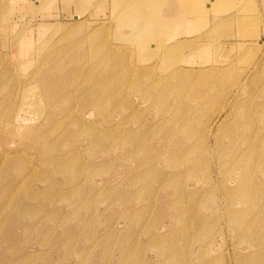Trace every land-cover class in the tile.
I'll return each mask as SVG.
<instances>
[{"label": "rangeland", "instance_id": "374dc122", "mask_svg": "<svg viewBox=\"0 0 264 264\" xmlns=\"http://www.w3.org/2000/svg\"><path fill=\"white\" fill-rule=\"evenodd\" d=\"M74 1L0 0V264H264V0Z\"/></svg>", "mask_w": 264, "mask_h": 264}, {"label": "crops", "instance_id": "0c3cea01", "mask_svg": "<svg viewBox=\"0 0 264 264\" xmlns=\"http://www.w3.org/2000/svg\"><path fill=\"white\" fill-rule=\"evenodd\" d=\"M207 1L209 0H181L182 5L179 0H156L154 2L146 3V5H151L156 2L155 6H152L155 11V14H153L155 18L154 21L162 25V29L165 28L166 25L170 24V27H167V30H165L161 34L159 33V39L164 42L163 38H166V41L170 40L171 42V39L175 38L176 36V34L174 33H177L180 30L184 32H180L177 37H182V34L186 36V33H190L185 31L189 30V25L186 24L198 22L197 17H201L200 21L202 22H210L209 17L210 14H212V7L211 3L207 4ZM211 1L212 0H210V2ZM107 2L112 7L116 4L114 0H107ZM72 5H74L75 13H80L79 10H76L78 9V7L92 8L94 6V3H92V0H90L89 2L82 0L80 3H78V1H74V4ZM146 5L141 4L140 8L145 7ZM147 8H149V6ZM157 17L159 18V20L157 19ZM213 19L214 17L212 18V20ZM186 37L188 38V36ZM179 40L185 41L182 39Z\"/></svg>", "mask_w": 264, "mask_h": 264}, {"label": "bare ground", "instance_id": "6f19581e", "mask_svg": "<svg viewBox=\"0 0 264 264\" xmlns=\"http://www.w3.org/2000/svg\"><path fill=\"white\" fill-rule=\"evenodd\" d=\"M137 24H139V25L136 26V28H135L136 31H139V32H140V31H143V30L145 29V27L141 25V24H142L141 22H137ZM144 24H145V23H144ZM94 34H95V33H94ZM131 41H133V39H132ZM134 43H135V42H134ZM100 44H101V43H100ZM143 45H145V44H143ZM99 48H100V47H99ZM109 49H110V48H109ZM103 50H104V49H103ZM111 55H112V54H111ZM107 57H108V56H107ZM95 101H96V100H95ZM239 178H240V177H239ZM239 182H240V181H239ZM241 184H242V183H241ZM237 186H238V185H237ZM237 186H236V187H237ZM238 191H239V190H238ZM233 192H234V191H233Z\"/></svg>", "mask_w": 264, "mask_h": 264}]
</instances>
